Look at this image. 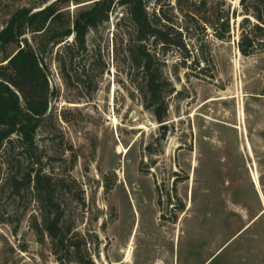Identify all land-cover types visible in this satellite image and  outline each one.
Segmentation results:
<instances>
[{
	"label": "rangeland",
	"instance_id": "1",
	"mask_svg": "<svg viewBox=\"0 0 264 264\" xmlns=\"http://www.w3.org/2000/svg\"><path fill=\"white\" fill-rule=\"evenodd\" d=\"M96 1L0 0V30L16 8L51 2L49 31L72 30ZM104 1L85 49L71 60L69 34L47 56L51 111L33 141L0 138V264H264V47L239 52L238 0L147 4L171 39L144 43L163 84L160 121L134 25ZM45 36L24 34L32 47ZM20 40L0 44V65ZM35 173L53 182L67 247L47 234L54 208Z\"/></svg>",
	"mask_w": 264,
	"mask_h": 264
},
{
	"label": "trees",
	"instance_id": "2",
	"mask_svg": "<svg viewBox=\"0 0 264 264\" xmlns=\"http://www.w3.org/2000/svg\"><path fill=\"white\" fill-rule=\"evenodd\" d=\"M151 1L160 0H119L135 28V39L138 42V54L142 58V72L145 74L147 107H152L157 120L165 116L166 107L162 100L163 84L152 72L153 60L145 46L150 38L154 42H161L162 46L170 43L167 33H164L151 21V14L146 7ZM244 11L240 21V33L237 41L239 52L248 56L257 49L258 45L264 47V0H238ZM53 2L41 9L32 11L21 6L10 15L5 26L0 30V44L6 45L16 40L24 42L17 50L4 58L0 65V138H6L17 132L24 143L29 144L34 139V133L50 105L53 91L50 89L47 56L52 53L55 44L62 42L66 36L73 34L74 46L66 47L70 59L73 60V48L85 49V35L90 27L107 20L110 4L105 1H96L89 9L81 11L73 22V29L49 31L47 22L54 10ZM153 13V12H152ZM252 17L254 21H251ZM252 22V23H251ZM246 24V26L244 25ZM44 33L45 41L39 47H32L24 37L25 33L35 35ZM34 187L43 195L46 206L54 208V216L45 226L47 234L60 248L67 247L66 235L59 227L61 212L52 203L50 197L53 182L50 178L35 173L32 178ZM63 261H60V264ZM88 264L89 261H82Z\"/></svg>",
	"mask_w": 264,
	"mask_h": 264
},
{
	"label": "bare ground",
	"instance_id": "3",
	"mask_svg": "<svg viewBox=\"0 0 264 264\" xmlns=\"http://www.w3.org/2000/svg\"><path fill=\"white\" fill-rule=\"evenodd\" d=\"M113 121H116L115 118L113 119ZM111 122H112V120H111ZM117 153H118V154H120V153H121V154H123V153H124V154H127V153H128V150H126V149H124L122 146H120V147L117 149ZM130 252H131V251L128 252L126 262H129Z\"/></svg>",
	"mask_w": 264,
	"mask_h": 264
},
{
	"label": "water",
	"instance_id": "4",
	"mask_svg": "<svg viewBox=\"0 0 264 264\" xmlns=\"http://www.w3.org/2000/svg\"><path fill=\"white\" fill-rule=\"evenodd\" d=\"M51 111V106L49 105V108L47 110V112L45 113V115L49 114V112ZM164 127H162L161 129H163Z\"/></svg>",
	"mask_w": 264,
	"mask_h": 264
}]
</instances>
